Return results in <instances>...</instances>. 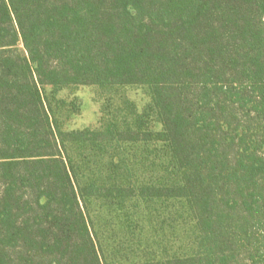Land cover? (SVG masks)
<instances>
[{
	"label": "trees",
	"instance_id": "16d2710c",
	"mask_svg": "<svg viewBox=\"0 0 264 264\" xmlns=\"http://www.w3.org/2000/svg\"><path fill=\"white\" fill-rule=\"evenodd\" d=\"M70 85H139L161 129H55ZM115 135L162 176L81 192L184 199L200 250L162 264H264V0H0V264H104L63 147Z\"/></svg>",
	"mask_w": 264,
	"mask_h": 264
},
{
	"label": "rangeland",
	"instance_id": "374dc122",
	"mask_svg": "<svg viewBox=\"0 0 264 264\" xmlns=\"http://www.w3.org/2000/svg\"><path fill=\"white\" fill-rule=\"evenodd\" d=\"M42 92L55 129L117 131L126 101L139 113H151L152 127L161 129L151 99L139 85L110 91L96 85L46 86ZM63 153L104 264H162L200 250L198 224L184 199L153 202L137 193L109 197L81 192L91 185L139 189L156 181L162 169L142 144L115 135L80 147L67 143Z\"/></svg>",
	"mask_w": 264,
	"mask_h": 264
}]
</instances>
